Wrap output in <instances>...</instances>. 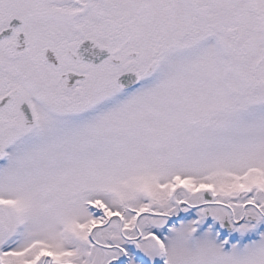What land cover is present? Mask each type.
Here are the masks:
<instances>
[{"label": "snow or ice", "instance_id": "1", "mask_svg": "<svg viewBox=\"0 0 264 264\" xmlns=\"http://www.w3.org/2000/svg\"><path fill=\"white\" fill-rule=\"evenodd\" d=\"M0 264H264V0H0Z\"/></svg>", "mask_w": 264, "mask_h": 264}]
</instances>
